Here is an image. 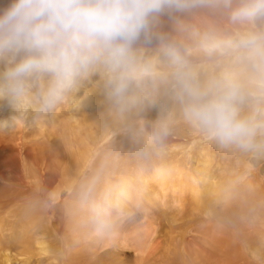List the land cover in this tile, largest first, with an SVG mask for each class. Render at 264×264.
I'll return each mask as SVG.
<instances>
[{
  "label": "rangeland",
  "instance_id": "374dc122",
  "mask_svg": "<svg viewBox=\"0 0 264 264\" xmlns=\"http://www.w3.org/2000/svg\"><path fill=\"white\" fill-rule=\"evenodd\" d=\"M246 27L200 7L164 14L154 31L179 40ZM160 43L136 46L155 76L132 81L123 103L107 92L106 109L120 124L103 107L87 108L88 120L68 121L74 136L62 126L67 98L0 131V264H264V128L247 148L208 140L183 117ZM189 59L202 79L231 70L258 90L248 66L231 57L193 46ZM93 81L108 90L99 76ZM256 109L264 111V99L250 97L244 111ZM161 159L174 176L164 189L149 180ZM79 164L69 186L66 173ZM204 179L217 186L211 206L194 194L192 182L202 187Z\"/></svg>",
  "mask_w": 264,
  "mask_h": 264
},
{
  "label": "clouds",
  "instance_id": "9594fccd",
  "mask_svg": "<svg viewBox=\"0 0 264 264\" xmlns=\"http://www.w3.org/2000/svg\"><path fill=\"white\" fill-rule=\"evenodd\" d=\"M200 7L247 27L179 40L154 31L164 14ZM153 38L161 41L184 119L221 146L249 147L264 128V111H244L250 97L264 99V0H0V108L9 110L0 129L52 112L93 76L117 104L125 102L132 81L155 76L136 47ZM193 46L247 65L257 92L231 70L202 79L189 59ZM103 214L97 209L98 217Z\"/></svg>",
  "mask_w": 264,
  "mask_h": 264
},
{
  "label": "bare ground",
  "instance_id": "6f19581e",
  "mask_svg": "<svg viewBox=\"0 0 264 264\" xmlns=\"http://www.w3.org/2000/svg\"><path fill=\"white\" fill-rule=\"evenodd\" d=\"M107 92H108V90L103 89L102 88V85H97L96 83H94L93 77L91 79L85 80L81 84V86L79 87V89L73 95H71V96L68 97V99H67L68 100V104L65 106V108H66L65 110L66 111L64 112V115L67 117V119H65L63 121L62 126L63 127L66 126L65 128H68V129H71L72 130V129H74V128H71L72 122L75 123V124H77L78 123L77 122L78 119L81 120V118L78 117L79 114L85 115V117H84L85 120H88L87 117H86V109L87 108H90L91 110L96 111L97 109H102V107H103L104 112L106 114V119L107 120L108 119H115V118H117L116 119V122L120 124L121 123V119H120L119 115L116 114L112 109H110V110H107L106 109L107 106H110L111 107L110 101H109V98H111V97L107 94ZM106 101H108L109 103L106 104ZM1 111H2V108H0V117H3V116L6 117L8 115L9 110H8L7 107H5V110L4 111H2V112ZM68 121H71V125L68 123ZM43 122L44 121H42V120H34L33 119L32 124L33 123L35 125L40 124V126L42 127V126H44L43 125ZM83 122L85 123V121H83ZM11 128L12 127H10V128H3V129H0V131H3V132L5 131L6 132V131H9ZM72 133H74V131ZM74 136H77V133L76 132L74 133ZM66 143H68V142H66ZM69 143H71V142L69 141ZM82 143H81V146H82ZM68 149H70V148H68ZM84 149H85V146H84ZM70 152H71V150H70ZM66 153H68V152H66ZM70 154H72V153H70ZM84 155H82V158L84 157ZM67 156H69V155H67ZM70 159H72V158L69 156V160ZM161 161H162V163H160L159 161H157L159 163H156L154 165V167H152V168L149 169L151 171V174H149L151 176L149 180L150 181L151 180L156 181L157 186H159L160 189H164L167 186H169L170 183L173 182L172 181V178L174 176L172 177V172H171L172 169L169 168L170 165H168V162H166L165 159H161ZM68 168H69V166H68ZM80 168H81V165L80 164L77 165V166L72 165L70 167V169L68 170V173H66L69 178H67V176H66L67 179H65V181L68 183L69 186L72 185L73 179H77L78 175L80 174ZM203 181L204 182H203V186L202 187H198V185L195 182L194 183L192 182L193 188L195 189L194 194H195V196L198 199H200V202L202 204L211 206L212 203L214 202V197L212 196V193L217 189V186L215 184L210 183L209 180H205L204 179ZM122 185H123V183H122ZM124 185H123V187H124ZM124 189H125V187H124ZM126 190H128V189H126ZM215 193L218 194L217 190H216ZM41 250H43V249H41Z\"/></svg>",
  "mask_w": 264,
  "mask_h": 264
}]
</instances>
